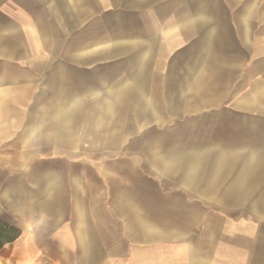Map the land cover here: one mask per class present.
Listing matches in <instances>:
<instances>
[{"label":"crops","instance_id":"crops-1","mask_svg":"<svg viewBox=\"0 0 264 264\" xmlns=\"http://www.w3.org/2000/svg\"><path fill=\"white\" fill-rule=\"evenodd\" d=\"M0 264H264V0H0Z\"/></svg>","mask_w":264,"mask_h":264}]
</instances>
